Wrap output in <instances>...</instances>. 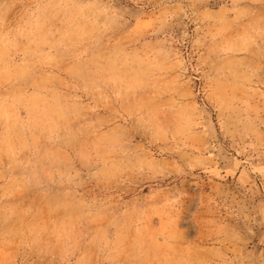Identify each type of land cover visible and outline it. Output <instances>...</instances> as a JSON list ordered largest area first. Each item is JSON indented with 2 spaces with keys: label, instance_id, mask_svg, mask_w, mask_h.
I'll return each instance as SVG.
<instances>
[{
  "label": "rangeland",
  "instance_id": "374dc122",
  "mask_svg": "<svg viewBox=\"0 0 264 264\" xmlns=\"http://www.w3.org/2000/svg\"><path fill=\"white\" fill-rule=\"evenodd\" d=\"M0 264H264V0H0Z\"/></svg>",
  "mask_w": 264,
  "mask_h": 264
}]
</instances>
